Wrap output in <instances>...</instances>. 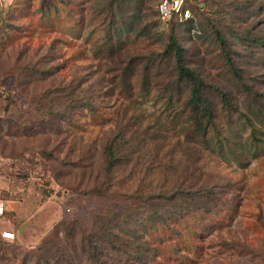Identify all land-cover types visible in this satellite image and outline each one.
I'll return each instance as SVG.
<instances>
[{
  "label": "rangeland",
  "instance_id": "obj_1",
  "mask_svg": "<svg viewBox=\"0 0 264 264\" xmlns=\"http://www.w3.org/2000/svg\"><path fill=\"white\" fill-rule=\"evenodd\" d=\"M160 1L3 0L0 200L16 240L0 242V264H67L54 242L90 264L82 246L110 216L128 246L105 264H264V105L243 94L264 104V0H196L189 21L169 23ZM171 36L206 88L238 97L219 135L187 132ZM112 141L124 147L107 175ZM173 185L199 195L186 212L185 196L165 202L167 226L138 200Z\"/></svg>",
  "mask_w": 264,
  "mask_h": 264
},
{
  "label": "trees",
  "instance_id": "obj_2",
  "mask_svg": "<svg viewBox=\"0 0 264 264\" xmlns=\"http://www.w3.org/2000/svg\"><path fill=\"white\" fill-rule=\"evenodd\" d=\"M195 5L197 4L195 3L192 5V12ZM177 21L178 19L175 18L171 22ZM219 39L222 42L223 48L225 49V51H227L228 43L221 33L219 34ZM169 50L176 57V64L179 76L183 80H186L188 83H190L189 98L186 109L188 111V115L190 114L191 124L187 132L189 134L192 133V135L206 138L211 134L212 131L215 130L219 135V112L221 110L222 112H225L227 115H229L232 114V112L234 111H239L237 95H234L233 92H231L227 88H206L205 82L201 78V76L197 75L194 70L186 66L184 62L183 48L174 36H171L170 38ZM226 60L229 67V71L234 76V78L241 79V76L239 75L237 70V65L234 59L232 58L231 53H227ZM244 89L245 91L243 92V94L246 99V102L250 105V107H253L251 105H264L260 103V94L258 92H254V90L251 88ZM123 147V144H115L114 141L106 144L105 152L107 175H111L114 172L116 165L120 162V152ZM195 194L199 195L198 193H190L187 191L185 192L180 186L173 185L172 187H169L164 191L160 190L159 192L151 191L148 194L146 193L144 196H141L138 201L143 202L144 207L152 208V213L150 214V216H154L156 221H161V223L170 226L168 225L170 223L164 220V216L162 215V210L167 205L165 204V202H172V208L174 211L177 199H181L183 198V196H185L184 200L182 201V206L184 208V212H186V210H188V205L192 202V199L194 198ZM144 207L143 211L147 213ZM147 216L149 217V215ZM106 222L108 224L113 223V218H111V216L107 219L106 217L103 218L102 227L92 233L86 240L85 244L82 246V250L86 253L87 259L90 264H105V262L102 260V255H110L114 257V253L117 250H127L128 241L126 242V240H124L125 238L121 237L120 235L109 234V230H111L109 229L111 228V224H105ZM2 241L5 240L0 237V242ZM52 245L53 248L50 249L47 246V250L49 249L48 251H50L52 258L55 260V262L62 260L66 261L67 264H70V261L68 259V253L64 246L61 244L58 246L56 242H54ZM109 247H111L114 253L109 249ZM72 248L74 251L77 250V246H73ZM107 248L109 249V252H106ZM55 249H58V251L55 252ZM41 258L43 259V255ZM46 262L47 264H51L48 258H46Z\"/></svg>",
  "mask_w": 264,
  "mask_h": 264
},
{
  "label": "built area",
  "instance_id": "obj_3",
  "mask_svg": "<svg viewBox=\"0 0 264 264\" xmlns=\"http://www.w3.org/2000/svg\"><path fill=\"white\" fill-rule=\"evenodd\" d=\"M195 3L196 0H162L157 6L158 18L164 23H169L175 18L181 22L188 21L193 17L192 5ZM3 5V0H0V22ZM6 214L5 202L0 200V237L11 242L15 240L16 232L5 226Z\"/></svg>",
  "mask_w": 264,
  "mask_h": 264
}]
</instances>
